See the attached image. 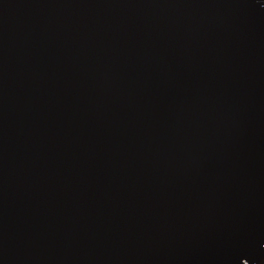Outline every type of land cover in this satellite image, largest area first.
<instances>
[{
    "label": "water",
    "instance_id": "water-1",
    "mask_svg": "<svg viewBox=\"0 0 264 264\" xmlns=\"http://www.w3.org/2000/svg\"><path fill=\"white\" fill-rule=\"evenodd\" d=\"M0 264H264V0H0Z\"/></svg>",
    "mask_w": 264,
    "mask_h": 264
}]
</instances>
